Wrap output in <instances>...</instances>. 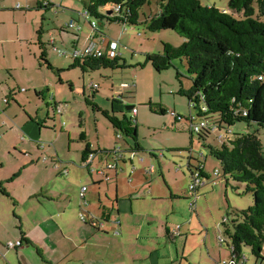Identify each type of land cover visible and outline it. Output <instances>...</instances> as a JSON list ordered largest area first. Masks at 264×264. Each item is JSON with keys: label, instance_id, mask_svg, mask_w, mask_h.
<instances>
[{"label": "rangeland", "instance_id": "1", "mask_svg": "<svg viewBox=\"0 0 264 264\" xmlns=\"http://www.w3.org/2000/svg\"><path fill=\"white\" fill-rule=\"evenodd\" d=\"M43 1H0V28L4 34L0 38L7 39L4 44H0V72L6 75V69L3 68L9 67L8 74L11 75L12 81H7L10 82L8 86L15 91L26 90L22 95L28 99L19 104L12 103L10 111L0 108V124L9 123L0 128V144H19L20 135L29 142L34 135L33 131L36 130V134L42 129L41 142L51 143L62 160L80 163L82 150L88 143L95 149L119 147L126 151L136 150L135 146L138 144L141 150L133 156L134 158L129 152L124 155L127 157L130 171L133 166L136 168L146 166L147 170L153 165L158 171L160 164L165 167L168 162L170 173H175L177 166H184L179 175L188 173L186 160L188 161L189 155L195 157L193 165L204 164L206 174L212 173L214 168L221 171L220 162L212 157L208 146L217 145L219 137L225 136L227 130L208 129V138L205 140L197 133L191 136L189 119L196 116L197 112L189 104L188 99L180 94L181 87L189 90L192 86L186 61L174 60L173 67L162 72L156 71L151 63H146L148 54L163 52V43L180 47L184 43L183 38L169 30L151 33L144 26H122L109 24L105 19L101 22L97 20L98 28L104 36L96 38L94 43L98 45V49H106L110 41L118 42V53L123 60L121 65L124 68H101L89 72H82L79 68L70 69L72 60L59 56L57 50L72 48L73 42L77 39L78 31L68 29L63 32L72 19L82 26L83 31L85 28L88 30L89 37L93 33L84 16L85 5L80 0H47L50 7L39 9L38 3ZM201 2L202 5H214L221 11L228 9V0ZM17 5H20V8H15ZM155 8L153 2L146 10L154 11ZM40 29L41 40L46 45L47 60L54 67L63 70L60 77L41 63L37 45V31ZM52 41L54 45L51 44ZM2 52L5 55L4 61ZM176 69L183 74L180 81L177 79ZM41 92L44 93L43 98ZM51 97L54 98V102L62 105L61 115L56 114L49 105L53 104V101H50ZM23 106L27 108V112L22 109ZM126 107L136 108L137 114L133 115ZM161 109L166 113L161 114ZM102 111H109L115 115L123 123V130L115 129ZM175 118L181 120L176 123ZM25 123H29L27 126L31 130ZM63 123L64 127L61 126ZM23 124H25L23 133L10 131L13 125L21 127ZM230 130L231 137L234 138L235 135L253 133L257 131V127H249L247 123L242 122ZM82 133L87 136L86 140L81 139ZM117 135L121 136L120 140L116 138ZM258 136L264 152V128L258 130ZM130 158L133 159L134 165L131 164ZM82 172L87 174L85 169H82ZM151 179L157 183L162 180V176L155 173ZM221 179L222 182L218 187H214L215 190L206 189L202 192L209 193L206 198L211 195L209 203L204 197L198 202V212H206L207 226H204L205 230L203 229L200 235L197 231L193 232L197 240L205 236L207 240L209 237L210 245L216 239L215 233H218V229L219 232L222 230L220 226L224 217H229L234 211L247 210L254 204L253 196L246 192L245 184L237 183L228 177L226 185L225 178L219 180ZM224 192L227 193V198L224 197ZM180 201L184 204L182 215H186L187 220L192 216L188 226H194L193 220L197 219L196 214L190 212V200L182 198ZM212 217H215L218 224ZM188 236L192 238V232ZM216 246L217 241L214 248L218 250ZM198 249L201 251L191 255L190 262L183 261L182 264H197L200 256L207 255L204 245ZM220 250L224 257L225 254L228 256L225 249ZM244 251L248 258L247 264H259L249 248H245ZM179 261H182L181 251Z\"/></svg>", "mask_w": 264, "mask_h": 264}, {"label": "crops", "instance_id": "2", "mask_svg": "<svg viewBox=\"0 0 264 264\" xmlns=\"http://www.w3.org/2000/svg\"><path fill=\"white\" fill-rule=\"evenodd\" d=\"M224 11L228 12V9ZM71 22H75L74 19ZM76 33V41L67 50L89 45L86 28ZM2 35L0 28V37ZM6 41V38H0L1 45ZM51 44L54 45V41ZM3 52L2 61L5 60ZM8 68H3L6 75L0 72V108L10 111L12 103L19 104L28 99L22 95L26 90L15 91L8 86L10 82L7 81H12ZM40 94L43 98L44 93ZM50 101H53L49 105L54 111L55 105H61L54 102L53 97ZM22 109L27 112L25 106ZM25 124L21 127L13 125L9 130L23 133L29 123ZM3 125L9 123L0 124V128ZM35 132L29 142L20 135L19 144H0V264H182L183 261L190 262V256L201 251L198 247L202 245L207 255L200 256L197 264H219L222 259L229 258L220 250L221 230L215 233L216 239L211 245L209 237L197 240L193 233L197 231L200 235L207 226L206 212H198V202L209 194L202 192L206 189L213 191L222 182L221 179L216 185L201 188L194 210L189 186L193 172L204 166L203 163L193 165L194 156L189 155L186 160L188 173L180 175L184 166H177L176 172L170 173L168 162L165 167L160 164L158 171L154 165L147 170L146 166H133L130 171L123 148L116 147L123 154L118 158L116 148L95 149L88 143L90 154L84 157L85 146L80 163L62 160L51 143L41 142L42 129ZM226 132L225 136L219 137L221 142L232 139V131ZM116 138L120 140L121 136ZM91 154L96 157L89 164ZM132 158L130 162L134 165ZM109 165H115V169H109ZM107 170L114 172H105ZM155 173L162 176L157 183L151 179ZM225 184H228L226 179ZM224 197L227 198L226 192ZM182 198L190 200V212L196 214L197 219L193 220L194 226H188L192 216L187 220L188 217L182 215ZM209 200L211 195L206 202ZM212 220L215 221V217ZM191 232L193 237L189 238ZM19 240L23 242L22 247H5L9 241ZM216 241L218 250L214 248ZM180 251L182 261H179Z\"/></svg>", "mask_w": 264, "mask_h": 264}, {"label": "trees", "instance_id": "3", "mask_svg": "<svg viewBox=\"0 0 264 264\" xmlns=\"http://www.w3.org/2000/svg\"><path fill=\"white\" fill-rule=\"evenodd\" d=\"M81 1L91 19L96 21L105 19L109 24L144 26L151 33L169 30L184 39L180 47L163 43V52L148 54L146 63L162 72L172 68L174 60L186 61L192 86L189 90L181 87L180 94L197 112L196 117L189 119L190 126L199 119L208 122V128L197 133L200 138H208V129L230 130L242 122L257 127L253 133L235 135L222 142L219 139L217 145L208 148L212 157L220 162L221 171L215 169L220 172L219 177H230L245 184L246 192L252 194L254 201L247 210L234 211L222 219L220 247L229 253V258L222 259L219 264H247L245 248L250 249L259 264H264V152L258 136V130L264 128V0H228V12L214 5H202L201 0ZM153 2L156 8L147 11ZM39 7L47 9L50 5L44 0L39 2ZM116 7H119L117 12ZM111 11L113 13L109 14ZM41 34L42 29L37 31L41 63L60 77L63 70L47 60ZM101 36L104 34L97 27L94 40ZM118 50L119 45L117 53ZM101 51L107 52L108 48ZM121 61L120 53L114 58L109 55L77 58L72 60L70 69L89 72L124 68ZM176 70L180 81L183 74ZM160 113L166 111L161 109ZM102 114L115 129L123 130V123L115 115L109 111H102ZM179 119L175 118V122ZM190 133L193 136L196 132L190 129ZM81 139H85L84 133ZM135 147L140 152L139 145ZM88 154L90 145L87 144L83 155L86 158ZM215 170L209 177L202 175L213 179Z\"/></svg>", "mask_w": 264, "mask_h": 264}, {"label": "built area", "instance_id": "4", "mask_svg": "<svg viewBox=\"0 0 264 264\" xmlns=\"http://www.w3.org/2000/svg\"><path fill=\"white\" fill-rule=\"evenodd\" d=\"M16 8H20V5H17ZM114 10L116 12L119 11V7L114 8ZM84 11H85L84 12V16L86 17V19H87V21H88V23L91 26L92 31H93V33L89 37V45H85L82 48H73L72 50H57L58 55L70 58L71 60L77 59V58H84V57H102V56H105V55H109L111 58L116 57L117 54H118L117 53V49H118V45H119V43L116 42V41H110L109 42V47H108V51L107 52L98 50L96 48V45L94 43V33H95L98 25H97L96 20L91 19L88 11H86V10H84ZM110 13H113V11H111ZM67 27H68V29H73V30H76L78 32H80L82 30L81 25H79L77 22H70L67 25ZM62 109L63 108H62L61 105H55L56 114L61 115V113L63 112ZM131 113L133 115H136L137 114V109L136 108H132ZM173 116H176V115L173 114ZM63 126H64V123H63ZM206 128H208V122H206L204 120H200V119H199V121L193 123L192 127H191L192 131L196 132V133H199V132H201V130L206 129ZM115 154H117L118 157H121V152L117 148L115 149ZM90 156H91V159L89 160V164H90V161H94L95 157H96V156H94L92 154ZM202 167L203 166L201 165L195 172H193L191 183H190V186H189V193H190L191 197H193L192 206H193L194 210H195V207H196L195 203H196V200L198 198L199 190L201 188L205 187L208 184L216 185L217 184V180H218L217 177L220 176V172L218 170H215V172L213 173L215 178H213V179L205 178L202 175V172H201ZM85 190H86V187L83 188L82 196L84 195V191ZM81 219L84 220L85 217L82 215ZM222 242H223L222 238H219V245H221ZM22 246H23V242L21 240H19V241H9V242L5 243V247L7 249H16V248H19V247H22ZM224 263L225 262H223V264Z\"/></svg>", "mask_w": 264, "mask_h": 264}, {"label": "water", "instance_id": "5", "mask_svg": "<svg viewBox=\"0 0 264 264\" xmlns=\"http://www.w3.org/2000/svg\"><path fill=\"white\" fill-rule=\"evenodd\" d=\"M109 14H111V13H109ZM132 109V107H126V110H128V111H130ZM136 136V132H134V138H136L135 137ZM136 148V147H135ZM126 152H129V153H131V156L133 157L134 155H136V153H137V151L136 150H131V151H125V153ZM123 157V154L121 153V157H118V158H122ZM108 168L109 169H115V165H109L108 166ZM111 171H114V170H111ZM122 170H120V172H121ZM106 172V171H105ZM104 172V174H106ZM116 172V171H115ZM117 173V172H116ZM107 175V174H106ZM109 179V177L108 176H106V180H108Z\"/></svg>", "mask_w": 264, "mask_h": 264}]
</instances>
